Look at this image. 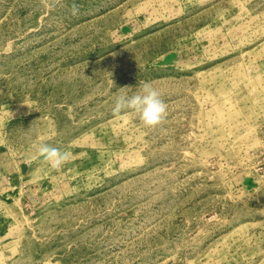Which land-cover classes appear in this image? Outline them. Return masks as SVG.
<instances>
[{
  "label": "rangeland",
  "instance_id": "1",
  "mask_svg": "<svg viewBox=\"0 0 264 264\" xmlns=\"http://www.w3.org/2000/svg\"><path fill=\"white\" fill-rule=\"evenodd\" d=\"M0 264H264V0H0Z\"/></svg>",
  "mask_w": 264,
  "mask_h": 264
},
{
  "label": "clouds",
  "instance_id": "2",
  "mask_svg": "<svg viewBox=\"0 0 264 264\" xmlns=\"http://www.w3.org/2000/svg\"><path fill=\"white\" fill-rule=\"evenodd\" d=\"M54 6V5H50ZM72 14L76 15L79 8L72 5ZM113 111L117 114L123 111H131L139 116L146 127L160 125L167 115V105L161 98L159 91L150 82L140 83L131 95H120L115 103ZM37 152L44 157L53 169H59L70 159V153L53 147L48 143H40Z\"/></svg>",
  "mask_w": 264,
  "mask_h": 264
}]
</instances>
